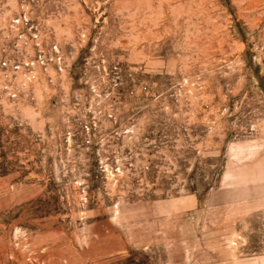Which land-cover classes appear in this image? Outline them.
Returning <instances> with one entry per match:
<instances>
[{
	"label": "rangeland",
	"instance_id": "rangeland-1",
	"mask_svg": "<svg viewBox=\"0 0 264 264\" xmlns=\"http://www.w3.org/2000/svg\"><path fill=\"white\" fill-rule=\"evenodd\" d=\"M0 57V264H264V0H0Z\"/></svg>",
	"mask_w": 264,
	"mask_h": 264
},
{
	"label": "built area",
	"instance_id": "built-area-1",
	"mask_svg": "<svg viewBox=\"0 0 264 264\" xmlns=\"http://www.w3.org/2000/svg\"><path fill=\"white\" fill-rule=\"evenodd\" d=\"M16 22H20L21 19L17 18L14 19ZM54 47V51L56 52V54H58V49L56 45H53ZM58 57V55H57ZM26 64V62H25ZM60 66L62 65L61 63H59ZM0 68H4V69H13V70H21L24 68V64L22 62L18 61H14L13 59L9 60L7 58L4 57H0Z\"/></svg>",
	"mask_w": 264,
	"mask_h": 264
},
{
	"label": "bare ground",
	"instance_id": "bare-ground-1",
	"mask_svg": "<svg viewBox=\"0 0 264 264\" xmlns=\"http://www.w3.org/2000/svg\"><path fill=\"white\" fill-rule=\"evenodd\" d=\"M256 1H257V2H260L261 0H256ZM174 2H175V1H174ZM250 3H252V2L250 1ZM252 5H253V6H257V4H255V2H254ZM252 5L249 4L250 7H251ZM253 6H252V7H253Z\"/></svg>",
	"mask_w": 264,
	"mask_h": 264
}]
</instances>
